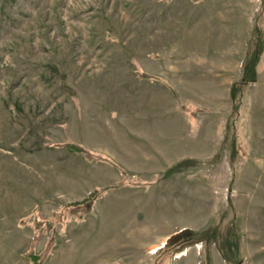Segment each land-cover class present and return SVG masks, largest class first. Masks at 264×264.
<instances>
[{"label":"rangeland","instance_id":"1","mask_svg":"<svg viewBox=\"0 0 264 264\" xmlns=\"http://www.w3.org/2000/svg\"><path fill=\"white\" fill-rule=\"evenodd\" d=\"M0 264H264V0H0Z\"/></svg>","mask_w":264,"mask_h":264},{"label":"trees","instance_id":"2","mask_svg":"<svg viewBox=\"0 0 264 264\" xmlns=\"http://www.w3.org/2000/svg\"><path fill=\"white\" fill-rule=\"evenodd\" d=\"M72 149H76V150H78V151H81V149H77V147L76 146H70ZM90 153H92V154H95V153H93V152H90ZM97 154V153H96ZM181 162H183L182 160H180V161H178L175 165H173V166H171V167H169L166 171H165V173H167V171H173V167L174 166H177V165H179V163H181Z\"/></svg>","mask_w":264,"mask_h":264}]
</instances>
